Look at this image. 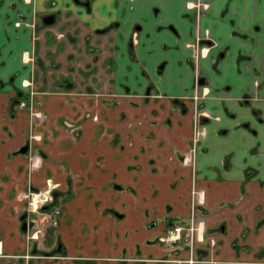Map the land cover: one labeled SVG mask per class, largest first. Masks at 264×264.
Returning <instances> with one entry per match:
<instances>
[{
	"label": "crops",
	"instance_id": "crops-1",
	"mask_svg": "<svg viewBox=\"0 0 264 264\" xmlns=\"http://www.w3.org/2000/svg\"><path fill=\"white\" fill-rule=\"evenodd\" d=\"M11 1L0 0V41L19 40L13 21L21 6L42 3ZM194 1L56 7L51 24L60 32L48 36L44 51L50 59L56 50L75 60L71 83L80 90L50 95L59 91L47 74L36 77L42 85L47 78L48 86L37 89L44 95L35 169L27 161L29 118L10 104L19 66L0 65V72L8 67L0 73V264H189L187 245L158 237L189 221L192 187L204 195L196 215L207 231L195 244L206 253L192 264H264V0H210V10L198 17ZM197 27H209L220 41L214 58L201 57L198 68L189 45ZM66 28L73 30L54 45ZM203 82L211 91L198 101L218 118L204 119L192 159L191 114L182 105L192 103ZM245 92L249 100L242 102ZM27 141V152H18ZM48 179L56 184L54 199L46 215H36L38 237H27L21 193ZM165 187L166 198L149 197L150 189ZM54 207L57 225L47 216ZM57 241L60 251L39 258V250H53Z\"/></svg>",
	"mask_w": 264,
	"mask_h": 264
},
{
	"label": "rangeland",
	"instance_id": "rangeland-1",
	"mask_svg": "<svg viewBox=\"0 0 264 264\" xmlns=\"http://www.w3.org/2000/svg\"><path fill=\"white\" fill-rule=\"evenodd\" d=\"M10 2H12L11 0H9ZM32 2L33 0H21V4H23L24 2ZM63 3H67L68 5L73 4L75 6V4L73 3V0H42V3L40 4V6H36V8L34 7V5L31 4V10L26 9L24 7L21 6V12L19 13V19H16L15 21H13V25L15 27V31L18 32L19 35V40H14V41H0V65L3 64V61L6 63V65L10 66H19V70L20 73L16 78V86H15V90L16 89H20L23 91V94H26L27 100L24 99L22 102H20L19 104H17L16 106L20 107L24 112H26V116L28 119L27 124L24 125V131L27 133V138L28 140H32V147L29 149V151L27 152L28 156H27V161L29 164V168H32L35 166L34 161L38 162L39 158L41 156L40 152L38 151V149L36 147L33 146V140L36 138L37 136V126H39L41 124V122H39V119L41 120L42 116H43V111L40 110V105H38L39 102H41V99H43V93L38 92L37 89L42 86V87H47L48 83H47V78L45 79V83L39 84L38 80L36 79V77H38L39 79H41L42 77V72L43 75L47 74L48 79H49V86L54 89L53 91H59L56 94H50V95H63L65 93V91H68L66 89H69L71 91H77V86L71 87V82H69V80H72L73 82L76 81L75 78V73H76V69L77 66L74 65V59H66L63 54L62 51L56 55L55 53L56 50H53L52 53V58L50 59V56L45 54L44 51V46H45V40L48 39V36H50L51 34L54 35V37H58L59 34V29H57L58 27L53 26V24H44L42 22V15L50 12V11H54L55 13L59 14L60 11L56 8L59 6V4H63ZM12 4V3H11ZM30 11V13L28 12ZM59 17V15H58ZM58 21V20H57ZM56 21V23H57ZM71 21V20H70ZM67 21L68 23L72 24L73 22L71 21ZM34 29L36 30V35H38L37 40L38 43L40 44V47H36V39H34ZM70 31H72L73 29H69ZM67 28L65 30H62L63 33L65 32V34L63 36H60V39H57L55 44H58L59 42H64L65 39L67 38L66 33L69 31ZM79 49V48H78ZM78 49L73 50L74 54L77 55L78 54ZM192 53V51H191ZM5 65V64H4ZM45 65H49L47 68H43ZM69 68L73 69V70H69ZM8 67L6 68H2L1 70V74L6 75ZM44 69V71H43ZM36 70H39L38 72ZM73 75V76H68V75ZM91 71L88 72V75L91 76ZM30 76H34L33 78H30ZM199 76V73L196 72L195 73V78H197ZM204 77V76H202ZM66 78V81L63 82V84L61 83L64 79ZM34 80V82H33ZM196 80V79H195ZM67 82V85H66ZM69 83V84H68ZM39 86L37 87L36 85ZM205 86L201 87L199 85H195L194 87V93H199V91L204 92L203 88ZM76 89V90H75ZM86 89V88H85ZM36 90V91H35ZM80 90V89H78ZM84 90V89H82ZM63 91V92H62ZM15 92L14 90L10 91V96L14 95ZM192 94V95H193ZM203 95H205L203 93ZM23 98V97H22ZM31 98V99H30ZM192 100V103L189 101L188 104H184L182 105V109L185 110H190V114H191V135H192V146H191V150H190V156L192 157V159L194 158V154L195 151L197 149H199L198 145V136L202 137V134L205 133V124H204V109L205 107L200 104V102L197 100L196 102L193 100V98H189ZM188 99V100H189ZM122 106V105H121ZM91 112V111H90ZM66 127H74L76 126V122L73 121H66L64 124ZM187 155V154H186ZM1 159V158H0ZM36 167L32 168L35 169ZM31 187V188H36L33 185H29L27 187L24 188V190L22 191V198L24 199V205H22L23 207L26 206L27 203V199L25 197V192L27 191V189ZM193 189L195 190V192H193ZM169 190L167 187H165L164 190H160V191H155L154 193H151V191H153L152 189L149 190V197L150 198H154V199H159L160 200L162 198H166L169 195ZM200 192V193H199ZM197 189H195L194 187H192V189L190 190V195H191V205L192 203L197 200L198 197H204L203 193H201V191ZM199 199V198H198ZM204 204V201L201 199L198 200L197 204L195 203V206H193V208H200L201 205ZM51 206V205H49ZM192 209V207H191ZM189 217V216H188ZM33 218L35 220H38L36 214H34ZM45 217L41 218V221H44ZM156 219V217H155ZM47 220V218H46ZM50 220V219H48ZM187 223V222H186ZM184 226L189 225V223H187ZM120 224H122L120 222ZM176 224H171L168 227L171 228ZM193 226H194V230L192 232L193 236H192V246L193 249L195 250V248L197 247L196 244V239H195V232L197 231V236L198 238L201 240L204 238L206 231V228L204 226L203 223V218L200 217V215H196L193 217ZM250 230V229H249ZM187 231V229H182L181 233H185ZM242 235H244V231L242 230ZM191 234V235H192ZM203 234V236H202ZM28 237V236H27ZM209 241L214 243V240L208 238ZM204 241V240H203ZM202 241V242H203ZM167 242V241H165ZM182 242V241H181ZM211 242V243H212ZM204 244V242H203ZM217 245V244H216ZM195 246V247H194ZM202 248H205L202 245ZM205 250L203 255L205 254ZM41 255V254H39ZM196 255H198V258H201V256H199V254H195V251H192V253H190L189 250V256L188 259L190 258H196ZM26 259H31V257H25ZM39 258L44 259L46 258V256H40ZM27 263V262H26Z\"/></svg>",
	"mask_w": 264,
	"mask_h": 264
},
{
	"label": "flooded vegetation",
	"instance_id": "flooded-vegetation-1",
	"mask_svg": "<svg viewBox=\"0 0 264 264\" xmlns=\"http://www.w3.org/2000/svg\"><path fill=\"white\" fill-rule=\"evenodd\" d=\"M73 3H75V4H85V5H87V3H88V0H73ZM193 6L195 7V11H196V17H198V16H201V15H203L204 13H206L208 10H210V0H195L194 2H193ZM46 14H54V20L51 22V23H53L54 21H55V17H56V15H57V13H55L54 11H50V12H47V13H45V14H43L41 17H42V22H43V16L44 15H46ZM44 23V22H43ZM51 23H44V24H51ZM114 22H112V23H109L108 24V26L107 27H109V28H112V27H114ZM131 42V41H130ZM190 43H189V45L191 46V48H192V60H193V63H194V65L196 66V68H198V61H199V59L201 58V57H212V58H214V55H212V49H218V44H219V40L215 37V35L213 34V32L211 31V29L209 28V27H203V28H201V29H199L198 27L196 28V30H195V33H194V38H193V40H191V41H189ZM204 49V50H203ZM220 52L221 51H219V54H220ZM212 62H214V61H212ZM11 79V78H10ZM64 79V78H63ZM197 79H199V78H197ZM64 81H66V78L61 82L62 84H63V82ZM258 81V83H259V80L257 79L256 80V82ZM69 82H72V80H70ZM69 84V83H68ZM72 84V83H71ZM66 85H67V82H66ZM197 85V84H196ZM200 86L201 87H203V86H205L204 88H203V90H204V92L202 91V93H201V91H199V93H194L193 95H192V98H193V100L196 102L197 100H198V98L199 97H207L208 96V94L207 93H209V91H211L210 90V85L208 84V83H206V82H203V83H201L200 84ZM71 87H73L72 85H71ZM203 93L205 94V95H203ZM207 94V95H206ZM210 96V95H209ZM23 97V98H22ZM24 99H26L27 100V97H26V94H23V91L22 90H20V89H16L15 90V94L14 95H12L11 97H10V104H12V105H17V104H19L20 102H22ZM31 99V98H30ZM241 100H242V102H247L248 100H249V97H248V94L245 92V94L244 95H242L241 96ZM24 102V101H23ZM201 104V103H200ZM38 105H39V103H38ZM203 105V104H202ZM204 106V105H203ZM205 107V106H204ZM205 115H204V117H205V119H207V118H210V117H212V116H214V115H212L210 112H209V110L205 107V109H204V112H203ZM214 117H216V118H218V116L217 115H215ZM199 138H200V136H198V140H199ZM26 143H28V148H27V150L29 149V142L27 141ZM19 148V147H18ZM18 150V149H17ZM27 150L24 152V153H26L27 152ZM19 152V151H18ZM21 153V152H20ZM45 187V186H44ZM55 188V187H54ZM53 192H54V189H53ZM193 192H195V190L193 189ZM199 198V197H198ZM197 198V200L195 201V203L197 204V202H198V199ZM54 199V198H53ZM53 201V200H52ZM51 201V202H52ZM195 203L193 202L192 203V209L190 210V213H189V221L187 222V223H191V222H193V217L195 216V214H196V211L197 210H199L198 208H196L195 209V207L193 208V206H195ZM24 211H25V213L24 214H22V216H21V218H22V223L25 221L26 222V231H27V227H28V214H27V212H26V210L24 209ZM60 212V211H59ZM59 214V213H58ZM47 216L49 217V221L52 223V221L53 220H56V222H55V224H53V225H57L58 224V219H57V215H55V216H52V215H48L47 214ZM186 223V224H187ZM183 225H185V224H183ZM188 226V225H187ZM187 226H184L185 228L187 227ZM172 228V227H171ZM184 228V229H185ZM170 228H168L167 230H166V232H165V234H163V235H160L159 237H158V240H160V241H167V242H172V241H177V240H181L182 242H181V244H183V245H187V249L188 250H190V253H192V251H195V254H199V256H201L202 255V253H204V250H205V248H200V249H198L197 247L195 248V250L193 249V246H192V243H193V241H192V236H193V234L191 235V237L190 238H188V239H185L184 238V234L187 232H185V233H181L180 232V234H179V237L178 238H176L175 240H172V239H170V237H167L168 236V230H169ZM187 229V228H186ZM168 233V234H167ZM196 234H197V231L195 232ZM195 234V239L197 240V239H199L198 238V236ZM202 236H203V234H202ZM169 238V239H168ZM201 239V238H200ZM195 247V246H194ZM61 250V242H59V241H57V243H56V245L54 246V248H53V250H47V251H43V250H39V251H41V255H39V256H48V255H52V254H54L55 252H57V251H60ZM33 257L34 255L33 254H27V257ZM198 255H196V258H190V259H186V261L189 263V264H192L198 257H197ZM175 259H177V258H175ZM120 260H124V258H120ZM178 260V259H177ZM179 261V260H178ZM83 262H85V263H89L90 262V259H88V258H85V259H83Z\"/></svg>",
	"mask_w": 264,
	"mask_h": 264
},
{
	"label": "built area",
	"instance_id": "built-area-1",
	"mask_svg": "<svg viewBox=\"0 0 264 264\" xmlns=\"http://www.w3.org/2000/svg\"><path fill=\"white\" fill-rule=\"evenodd\" d=\"M47 180V184L45 187L40 188H31L29 187L25 192V197L27 199V203L25 206V210L28 214V227H27V236L31 238H37L38 233L40 231L39 227H36V220L31 217V214L38 215H46L47 211H49L46 206L53 200V189L55 187V183ZM59 208L54 207L51 209V212L48 215L55 216L59 213ZM56 220H53L52 223L55 224ZM184 225L182 223L174 225L172 228L168 230V236L170 239L175 240L179 237V234L182 229H184ZM187 232L184 234V238L188 239L191 237V234L194 230L193 222H191L187 227ZM169 239V238H168Z\"/></svg>",
	"mask_w": 264,
	"mask_h": 264
},
{
	"label": "water",
	"instance_id": "water-1",
	"mask_svg": "<svg viewBox=\"0 0 264 264\" xmlns=\"http://www.w3.org/2000/svg\"><path fill=\"white\" fill-rule=\"evenodd\" d=\"M54 20V14H46L43 16V22L44 23H51ZM28 148V143H24L22 144L17 151L24 153ZM22 228L25 229L26 228V222L24 221L22 223Z\"/></svg>",
	"mask_w": 264,
	"mask_h": 264
},
{
	"label": "bare ground",
	"instance_id": "bare-ground-1",
	"mask_svg": "<svg viewBox=\"0 0 264 264\" xmlns=\"http://www.w3.org/2000/svg\"><path fill=\"white\" fill-rule=\"evenodd\" d=\"M204 50V49H203Z\"/></svg>",
	"mask_w": 264,
	"mask_h": 264
}]
</instances>
